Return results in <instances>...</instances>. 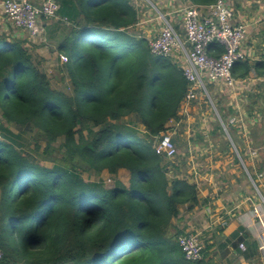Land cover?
<instances>
[{"label": "trees", "instance_id": "16d2710c", "mask_svg": "<svg viewBox=\"0 0 264 264\" xmlns=\"http://www.w3.org/2000/svg\"><path fill=\"white\" fill-rule=\"evenodd\" d=\"M58 1V14L73 22L58 48L69 60L61 64L68 90L53 88L20 43L0 41V264H198L185 260L173 225L182 207L199 204L197 187L168 176L153 148L180 110L181 69L129 31L139 20L131 0ZM251 72L263 75L264 64L239 61L232 70L237 80ZM131 116L136 123L124 120ZM214 130L222 134L218 122ZM26 131L46 148L62 141L51 167L19 150ZM122 169L128 186L83 178ZM246 169L259 187L264 155Z\"/></svg>", "mask_w": 264, "mask_h": 264}, {"label": "crops", "instance_id": "0c3cea01", "mask_svg": "<svg viewBox=\"0 0 264 264\" xmlns=\"http://www.w3.org/2000/svg\"><path fill=\"white\" fill-rule=\"evenodd\" d=\"M28 1L39 5L43 0ZM131 2L139 12V20L129 31L138 32V36L147 41L158 33L159 27L163 24L161 17L169 20L183 37L178 10L186 5H195L190 0H131ZM228 4L233 12L234 23L247 24V35L242 47L246 55L245 61L251 65L264 64V0H228ZM42 22L44 36L40 41L32 43L27 34L13 27L0 11V41L20 43L38 63L40 60L38 61L36 56L38 55L39 58V54L42 58L48 56L52 60L55 56L58 60L59 44L69 34L73 22L62 18L60 14L54 19ZM38 48L44 49L43 53L39 52ZM243 82L244 87L237 93L235 101L237 106L229 104L236 115L228 117V121L232 126L234 123H239L238 132L247 128V123L257 126L262 122V117L256 113L257 111H254L252 118L247 119L244 109H240L239 104L244 94L245 102L248 104L246 108L249 110L252 108L253 98L258 94L260 95L258 104L264 107V74L258 75L251 72ZM216 88L219 87L216 86ZM257 117L261 118V122H257ZM190 119L191 116L188 123ZM262 141L263 138L256 140L250 137L244 140L241 149L244 151L243 154L234 146L236 158L243 167L245 159L250 161L248 164L253 170L261 166L263 162L261 149L264 146ZM252 152H255L254 156ZM188 156L191 161L208 160L206 153H195L191 148H189ZM233 164L237 165L235 162ZM228 173L225 175L222 172L224 177L218 178L217 170L197 162L188 171L187 176L181 175V178L196 185L200 202L192 210L182 207L178 218L173 220V225L182 234L201 235L205 249L203 258L198 264H264V207L259 199L260 196L262 197L261 192H264V178L257 179L259 183L257 187L246 172L254 191L258 193L256 195L241 172L229 170ZM241 237H245L244 240L238 241ZM252 243H255L257 247H250ZM240 244H243L245 249H241Z\"/></svg>", "mask_w": 264, "mask_h": 264}, {"label": "built area", "instance_id": "2783aa9c", "mask_svg": "<svg viewBox=\"0 0 264 264\" xmlns=\"http://www.w3.org/2000/svg\"><path fill=\"white\" fill-rule=\"evenodd\" d=\"M59 10L58 0H43L39 5L28 0H2L0 3V11L5 18L13 27L24 31L32 43L44 36L42 21L58 17ZM178 13L183 37L169 20L161 17L163 24L156 36L148 41L150 53L155 57L172 59L186 81V92L177 118L170 119L165 132L153 139L155 154L165 161H171L177 155L173 138L188 123L193 103L198 100L199 94L202 92L208 97L207 85H215L228 92L234 107L237 106V93L244 87V80L235 79L232 70L237 62L246 60L242 47L247 24L234 23L228 0H216L207 6L186 5ZM213 45L222 49L218 57L211 54ZM58 60L60 64L69 61L67 56L60 53ZM262 151L264 155V147ZM260 177L264 178V173L258 175ZM178 244L186 261L198 262L203 258L204 244L200 234H184L179 237ZM240 248L245 249L243 244H240ZM2 257L0 249V260Z\"/></svg>", "mask_w": 264, "mask_h": 264}, {"label": "rangeland", "instance_id": "374dc122", "mask_svg": "<svg viewBox=\"0 0 264 264\" xmlns=\"http://www.w3.org/2000/svg\"><path fill=\"white\" fill-rule=\"evenodd\" d=\"M131 32L133 34L139 35L136 31ZM38 51L43 53L44 49L42 50L41 48H38ZM36 57L38 61L40 60L38 63L35 59L38 68L47 74L50 79L51 86L58 90H68V79L66 78L65 74L62 73L64 70L61 71L62 66L60 62L56 60L55 56H53L52 60L48 58V56H44V58H42L41 54H39V58L38 55ZM207 86L209 91L208 97L205 93L201 92L199 94L198 100L193 103L190 122L188 124L185 123V126L183 125V127L179 130L178 135L175 137L178 153L173 158V160L164 162V169L170 177H181V175L187 176L188 171L193 166H195L197 162H199L204 164L206 167L217 170L218 178H223L224 174L228 175L229 170H233L236 173L241 172L242 176H244L248 182V185L252 189V192L254 194L256 193L257 195L258 193L257 191H254V187L249 181V176L244 168L249 166L248 163L250 161L248 159L243 160L244 167L240 161L238 165H234V158L237 157L235 154V149L231 146L223 129L222 134L215 131L214 129L217 122L220 125L219 117H217L220 116V119L224 124V127L226 128V131L230 136L234 146L241 154L244 153V151L241 150L243 148L242 143L244 140L246 141V139H249V137L256 140L263 138L262 142L264 143V107H261V105L258 104L260 101V95L258 94L257 97L253 98V105L250 110L246 108L248 107V104L245 102V94L242 96V102L239 104V106L241 107L240 109H244V112H246L247 119L252 118L255 114L254 111H257L256 113L260 114L262 117V122L261 118L257 117L256 120L257 122H261L260 125L251 126L247 123V128H244L242 131L238 132L239 123H234L232 126L228 121V117H230L229 115L231 114L228 94L223 92L224 89L216 88V86L213 85ZM259 92L262 91L259 90ZM216 103L222 109V114L226 116L225 121L219 114ZM124 120L131 121L133 123L137 122L134 116L127 117ZM228 124L230 125L229 128L227 126ZM139 127L141 128L140 124ZM13 131L17 132V130L14 128ZM23 139V141H20V143H23V145L19 149L23 154L28 156L31 161H37L45 167L52 166L53 163L49 161V156L55 157L59 155L57 150L62 142L60 139L49 148H46L45 142L33 140V134H30L28 131L25 132ZM189 148H191L195 153H206L208 160L191 161L188 159ZM222 172H224V174H222ZM83 178L86 181H100L106 188L113 187L115 185L114 183L116 182H121L125 186H128L129 184V173L123 169L119 170L118 174L115 176L104 171L99 176H89L87 174H83ZM259 199L261 205L264 207V197L260 196Z\"/></svg>", "mask_w": 264, "mask_h": 264}, {"label": "water", "instance_id": "95a60500", "mask_svg": "<svg viewBox=\"0 0 264 264\" xmlns=\"http://www.w3.org/2000/svg\"><path fill=\"white\" fill-rule=\"evenodd\" d=\"M217 117H219L220 126H221V128L223 129L224 133L226 134V136H227V138H228V140H229L231 146H232L233 148H235L234 145H233V142H232V140H231V138H230V136L228 135V133H227V131H226V128L224 127V124L222 123V121H221V119H220V116H217ZM243 165H244V164H243ZM244 168H245V167H244ZM245 170L247 171L246 168H245Z\"/></svg>", "mask_w": 264, "mask_h": 264}]
</instances>
